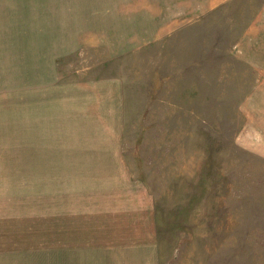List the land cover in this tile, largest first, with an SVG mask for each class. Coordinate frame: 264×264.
Instances as JSON below:
<instances>
[{"label": "rangeland", "instance_id": "1", "mask_svg": "<svg viewBox=\"0 0 264 264\" xmlns=\"http://www.w3.org/2000/svg\"><path fill=\"white\" fill-rule=\"evenodd\" d=\"M33 62L76 137L22 144L27 87L0 80V264H121L127 238L150 264H264V0H0V67ZM103 206L141 215L55 236V211Z\"/></svg>", "mask_w": 264, "mask_h": 264}, {"label": "crops", "instance_id": "2", "mask_svg": "<svg viewBox=\"0 0 264 264\" xmlns=\"http://www.w3.org/2000/svg\"><path fill=\"white\" fill-rule=\"evenodd\" d=\"M7 73H8V69L0 67V80H4V82L6 83V87H3L4 85L3 84L2 88L9 89L15 83L16 80L21 79L24 82L25 86L27 87V90H26L27 92L25 96L26 99L28 100L27 94L30 96V101L28 102V104L26 103L25 105V116L29 114V120H25L21 127L23 129L22 141H21L22 144L26 146L32 145V144L33 145L41 144L43 143L42 142L43 138L48 139V138H53V136L76 137V132H71L70 129L64 132V129L62 131H59V129L61 128L60 126L49 127L50 123L45 119L44 114L54 113L53 111L49 110L46 103H47L48 93H56L54 86H52L56 84V82H54L49 87L47 86V82L45 81L46 80L45 69H43L40 62L38 63L33 62L32 64H29L27 67H25V70H23V75L18 74V76L14 79L11 78V76L6 75ZM104 81H107V80H104ZM109 84L110 83H106V82L101 83V90L105 91V92L104 91L102 92V97H103V101H105L106 99L107 109L111 108V102H110V97H111L110 91L111 90L108 87ZM92 85L97 86V84H94V83H92ZM93 88L94 87L91 86L87 82V89L93 90ZM76 107L78 108V101L76 102ZM86 112L87 114H89V112H92V108L90 104H88L86 108ZM50 122L54 123L55 120L50 121ZM92 124H93V121H92ZM76 126L77 125L75 124V128ZM6 127L11 128V129H20L16 126H12L11 124H8V126L6 125ZM76 131H77V128H76ZM102 137H103V140L106 139L105 135H102ZM56 143H61V142L56 141ZM115 145L116 144H111V145L106 146V150L113 152L112 150L115 149L114 147ZM25 151L27 153V150ZM98 154H101V152L98 151ZM84 192L86 194L92 193L91 190H86ZM126 210L127 209H124V208H112L110 206L108 207L103 206V208H97L94 210L88 209L85 212H78V213H76V211H71V210H65L60 213L55 211L53 214L54 215L53 218L55 219V233H56L55 236H59L62 233H64L65 238L63 236L60 237V239L64 240V242H65V239L68 241H74V240H84L85 241L87 237L84 238L83 236L86 234V231L88 230V225L86 221L87 217L98 216L99 219L103 217V224H106L105 220H108L110 218L117 219V217L120 218L124 214L133 216V217H139V215H141V207L138 208V212H136V210H133V209H128L127 212ZM39 213L40 215H48V214H41V212ZM144 217H145V224L147 225V228H148V231H147L148 237H144L143 240L146 241V243L147 241H150V245L147 244V246L150 247L153 244V242H156V240L150 239L152 237V234H153L152 232L154 230V228L152 229V224H154L153 219H155V210L153 208L146 207L144 209ZM30 222H31L30 213L22 214L21 216L16 217V218L14 217L15 228H19L20 226H22V232H21L22 237H25V234L30 235V231H31ZM93 223H96V222L93 221ZM121 224L126 225L124 221H120L116 223V225H121ZM46 228H47L46 222L43 223L40 221L38 224V237L39 238L46 237V234H47ZM9 232L11 231L6 229V234H8ZM131 239L132 240L129 241V244L133 246L135 244V240L134 238H131ZM127 242H128V238L123 239L121 243L115 242L119 244L115 248L120 253V257L123 260L121 264H128V263L135 264V263H130L131 261L134 262L135 256L138 258H141L142 260L138 264H150L151 257H157V252L151 255V253L143 254L142 252L136 251L134 248L129 249L127 248L128 246L126 247ZM115 243H113V245ZM152 261L153 260H151V262ZM154 261L157 263L158 260H154Z\"/></svg>", "mask_w": 264, "mask_h": 264}]
</instances>
